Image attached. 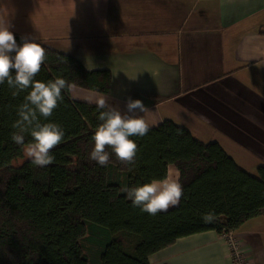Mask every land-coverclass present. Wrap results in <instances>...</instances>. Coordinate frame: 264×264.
Segmentation results:
<instances>
[{
	"label": "trees",
	"instance_id": "16d2710c",
	"mask_svg": "<svg viewBox=\"0 0 264 264\" xmlns=\"http://www.w3.org/2000/svg\"><path fill=\"white\" fill-rule=\"evenodd\" d=\"M15 37L18 44L26 38ZM34 40L46 51L36 80L59 77L109 92V69H87L75 55ZM30 90L13 97L7 82L0 84V264H150L151 255L181 237L233 232L264 214V164L248 171L218 142L171 119L132 137L138 146L133 165L122 164L110 148L109 163L99 165L89 156L100 110L67 91L51 117H40L64 129L63 141L51 150L54 162L15 165L23 150L11 139L12 124ZM32 139L25 134V145ZM169 165L179 173V204L156 215L134 207L121 189L162 179ZM207 213L216 219L205 223Z\"/></svg>",
	"mask_w": 264,
	"mask_h": 264
},
{
	"label": "crops",
	"instance_id": "0c3cea01",
	"mask_svg": "<svg viewBox=\"0 0 264 264\" xmlns=\"http://www.w3.org/2000/svg\"><path fill=\"white\" fill-rule=\"evenodd\" d=\"M0 15L14 35L111 71L108 93L75 87L74 100L107 96L123 114L129 98L140 99L148 111L137 115L151 126L171 119L248 171L264 164V0H0ZM232 233L250 264H264V214ZM149 262L233 264L212 230L177 239Z\"/></svg>",
	"mask_w": 264,
	"mask_h": 264
},
{
	"label": "clouds",
	"instance_id": "9594fccd",
	"mask_svg": "<svg viewBox=\"0 0 264 264\" xmlns=\"http://www.w3.org/2000/svg\"><path fill=\"white\" fill-rule=\"evenodd\" d=\"M11 29L8 15H0V84L7 82L13 89L12 96L16 97L28 89L24 102L18 107V119L12 124L15 129L11 139L20 145L25 158L34 166L44 167L54 162L51 150L64 139V129L55 122H41L53 115L59 102H63V91L71 98L75 95V85L64 78H56L47 82L36 80L46 60V51L34 39H23L18 44ZM14 73V75H13ZM88 103H94L99 109L98 119L101 121L93 136L94 147L89 158L101 166L109 163L111 149L116 158L125 165H133L136 160L138 146L132 137H143L151 125L143 118L148 109L140 99L129 98L126 103L127 111H121L108 103L107 96L92 95L86 98ZM25 134H30L31 143L25 145ZM131 200L134 207L150 215L167 211L169 207L179 204L183 195L179 173L169 172L162 179H154L149 183L121 189ZM205 223L213 222L214 213L205 214Z\"/></svg>",
	"mask_w": 264,
	"mask_h": 264
},
{
	"label": "built area",
	"instance_id": "2783aa9c",
	"mask_svg": "<svg viewBox=\"0 0 264 264\" xmlns=\"http://www.w3.org/2000/svg\"><path fill=\"white\" fill-rule=\"evenodd\" d=\"M223 237L229 247L233 264H250L248 258L241 252L240 245L233 233H224Z\"/></svg>",
	"mask_w": 264,
	"mask_h": 264
},
{
	"label": "rangeland",
	"instance_id": "374dc122",
	"mask_svg": "<svg viewBox=\"0 0 264 264\" xmlns=\"http://www.w3.org/2000/svg\"><path fill=\"white\" fill-rule=\"evenodd\" d=\"M203 128H206V129H207V127H205V126H203ZM206 129L202 130V131H204V132H202V134H203V133H207V134H208V131H206ZM198 134H199V133H198ZM199 135H200V134H199ZM201 138H203V137H201ZM25 159H27V158L24 157L23 152H22V157L19 158V159H17V160H15L14 164H15V165H16V164H19V163H21L22 161H24ZM169 208H171V207H169Z\"/></svg>",
	"mask_w": 264,
	"mask_h": 264
}]
</instances>
